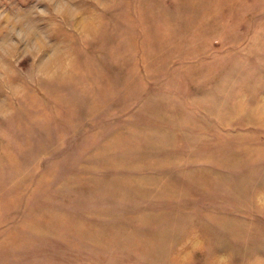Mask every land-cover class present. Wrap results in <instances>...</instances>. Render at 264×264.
<instances>
[{
	"label": "rangeland",
	"instance_id": "374dc122",
	"mask_svg": "<svg viewBox=\"0 0 264 264\" xmlns=\"http://www.w3.org/2000/svg\"><path fill=\"white\" fill-rule=\"evenodd\" d=\"M0 264H264V0H0Z\"/></svg>",
	"mask_w": 264,
	"mask_h": 264
}]
</instances>
